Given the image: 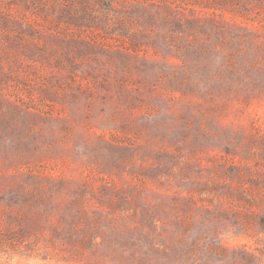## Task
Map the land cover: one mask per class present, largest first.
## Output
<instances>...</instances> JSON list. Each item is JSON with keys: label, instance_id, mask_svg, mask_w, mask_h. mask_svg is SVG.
<instances>
[{"label": "rangeland", "instance_id": "374dc122", "mask_svg": "<svg viewBox=\"0 0 264 264\" xmlns=\"http://www.w3.org/2000/svg\"><path fill=\"white\" fill-rule=\"evenodd\" d=\"M0 264H264V0H0Z\"/></svg>", "mask_w": 264, "mask_h": 264}]
</instances>
